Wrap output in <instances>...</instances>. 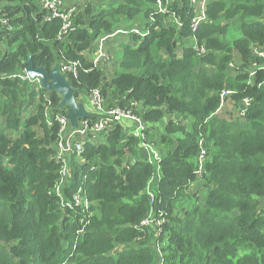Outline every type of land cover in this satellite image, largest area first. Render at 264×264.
Instances as JSON below:
<instances>
[{
	"label": "trees",
	"instance_id": "trees-1",
	"mask_svg": "<svg viewBox=\"0 0 264 264\" xmlns=\"http://www.w3.org/2000/svg\"><path fill=\"white\" fill-rule=\"evenodd\" d=\"M41 2L0 0V264H264V54H254L264 47V0L210 1L195 34L187 0L181 10L173 5L181 29L155 15L158 0H101L106 8H80L62 41L63 20L46 22ZM151 18L148 37L122 44L111 79L84 55L98 39ZM192 38L204 57L187 47ZM237 56L241 72L232 75ZM30 57L48 72L80 62L78 76L68 75L75 89L87 96L100 90L108 108L143 109L133 114L150 127L149 137L163 124L152 135L160 161L142 156V140L117 126L104 143L85 145L87 167L76 160L75 181L63 194L70 201L88 175L92 207L64 213L55 195L62 165L54 118L68 114L58 109V94L22 78ZM253 67L251 78L245 69ZM244 100L250 106L241 117ZM225 101L234 105L231 121L218 113ZM170 114L179 118L166 120ZM204 148L203 200L180 212L184 198H194L186 191ZM155 177L151 204L146 189ZM161 212L167 221L158 237L142 222Z\"/></svg>",
	"mask_w": 264,
	"mask_h": 264
},
{
	"label": "built area",
	"instance_id": "built-area-1",
	"mask_svg": "<svg viewBox=\"0 0 264 264\" xmlns=\"http://www.w3.org/2000/svg\"><path fill=\"white\" fill-rule=\"evenodd\" d=\"M168 1V0H167ZM189 2V5L193 7V17L191 21V29L192 32L195 34L199 27L207 22L208 17L206 14V0H187ZM42 5L44 9L48 11V15L45 17L46 22H51L57 18H60L63 20L64 24L59 32L57 39L59 41L65 40L74 30H75V17L78 16V14L81 11V7H72L70 9H64L61 6V3L59 0H42ZM158 4L160 5V9L158 12H156L155 15L159 14H165V11L162 9V0H158ZM184 6L183 2L180 4V9ZM174 12V11H173ZM175 20V23L179 29L183 28V22L181 17L178 18L175 13L172 14ZM4 23L3 21H1ZM155 23L154 18H151L149 21H147L146 26L141 27L140 25H136V28H133L129 31L130 34L135 35L137 37H140L141 39H144L150 35V30ZM125 35L127 32L118 31L115 33V35ZM129 34V35H130ZM114 35V36H115ZM128 36V35H127ZM108 39V37H105L102 39V41ZM193 49L199 54H205L206 50L203 46H199V43L196 39L192 38ZM103 44L101 43V48L99 49L98 57H96L95 61H99L103 56V50H102ZM263 56V55H260ZM96 62L93 64L94 68H96ZM80 62H64L60 64V71L62 74H65L67 76L71 75L73 77L78 76L79 68H81ZM24 70L23 79H29L28 75ZM227 94H231L230 92H225ZM223 93V94H225ZM92 98L89 96L90 104L93 107L95 118L91 119H85L82 120L79 124L78 129H72L70 126V121L68 116L65 115H59L55 117V121L58 122L60 126V132H59V140L58 144L56 145L55 149L57 151L56 154V160L62 165V168L59 172V178L57 180L56 186H55V195L60 199L62 210L66 212V210H76L77 208H81L82 211L90 210L92 207L90 198H89V192L87 189V182L89 181V176L85 175L83 177V181L81 185H79L76 188V192L72 194V197L70 201L66 202L64 200V192H66L73 182L75 181L76 171H75V164L68 161L67 156L68 155H76V158L79 160H82L79 164L81 167L86 166V161L82 159L84 147L86 144H97L100 142V135L103 136L104 141L106 139L105 135L109 134L112 130H114L117 126H121L123 122H131L133 121L137 126L134 128L135 130L131 132L130 136L136 137L140 140H142V146H144L145 141V132L146 127L145 123L135 116H133L132 112L121 110L120 107H113L108 108V106L105 105V99L101 94L100 90H94L92 93ZM250 106L249 100L243 101V108L240 109L239 115L241 117H244L246 114V111L248 110ZM92 119H96L95 121H91ZM202 145V142L200 143ZM148 154L151 155V153L154 154L153 159H150V161L159 162L160 161V154L158 152L154 153L152 148H148ZM207 153L203 149V151L199 154L198 160H197V167L195 171L196 177H200L202 175V170L205 167V161H206ZM87 167V166H86ZM90 170L96 171L97 166H92ZM147 194L150 196L151 204L154 203L155 200V192L148 191ZM167 221V215L164 212L159 213L158 215H153V213L150 214V216L145 219L142 222V225L144 227H152L155 235L158 237L163 234V227L166 224ZM82 224V222H81ZM89 222L84 223L81 227L82 231L88 226ZM161 254V253H160ZM159 264H163L160 262Z\"/></svg>",
	"mask_w": 264,
	"mask_h": 264
},
{
	"label": "rangeland",
	"instance_id": "rangeland-1",
	"mask_svg": "<svg viewBox=\"0 0 264 264\" xmlns=\"http://www.w3.org/2000/svg\"><path fill=\"white\" fill-rule=\"evenodd\" d=\"M89 1L92 2L95 5L94 8H97V7H104V8H106L107 7V4H104L105 1L104 2H98L99 0H97V1H95V0H89ZM210 1H213V0H206V8H207V5H208V3ZM182 2H183V0H168L166 2L162 1V9L165 11V14L168 16V20H169L168 25L171 24L170 21H172V22L175 23L174 17L172 15L174 13L173 12V5L174 6L175 5H178L179 10H180V4H182ZM88 4H90V3H85V4H82V5H84V7H85ZM110 4L108 6H110ZM82 8H83V6H82ZM155 8H156V12H158V10L160 9V5L158 4V2L156 4ZM206 12H207V9H206ZM140 25H141V27H144L145 22L144 21L140 22ZM136 27L137 26L135 24L133 26V28H136ZM126 30H129V29L126 28ZM126 30L123 29V28L121 29V31L127 32V34H125V35H119V36H116V37H114V35H111V36L108 37V39H106L104 41H102L103 37L100 38V39H98L96 42L93 43L92 48H91V51H88L85 54V56L93 64L96 62V64H97L96 65V68H98V70H101V71L102 70H105L107 72L106 74H107L108 79H111L115 75V73H118L120 71V69H119V59L120 58L118 59L117 54L119 52H121V50H122V44H129V43H131V42L126 43L127 42V38H125V37H127V35L129 36V34H130L129 31H126ZM134 37H136V36H134ZM191 42L192 41L190 40L189 43H188V45H187V47L193 49V46L194 45L191 44ZM101 43L103 44L102 50H103L104 56L99 61H95L96 60V57H98V55H99L98 51L101 48ZM131 45H133V44L131 43ZM0 48L3 50L2 44L0 45ZM256 49L257 48L254 47V54H256ZM205 55H206V53L205 54H201V55L197 54V57H204ZM242 64L243 63H241L240 59L237 56L236 57V60L232 64H230V70L232 72V75H236V74H238V73L241 72V70H239V69L242 67ZM206 67L209 68V69H212L211 66L206 65ZM245 71H247L250 74L251 78H252L253 75H254L255 68L254 67H253V69H248L247 68V69H245ZM88 95L90 96L92 94H88ZM223 96L227 98L230 95L227 94V93H225V94H223ZM90 97L92 98V96H90ZM79 99L80 100L82 99V102L85 105L87 111L89 113H93L94 110L92 109L93 107L90 104V101L88 100V96L85 95V94H83L81 97H79ZM227 103L228 102L226 101L225 105L222 106L221 110H219L218 113L219 114L225 113V114H229L232 117H234V114H233V112H234V105L232 104L230 106V101H229L228 104ZM229 106H230V108H228ZM121 110H123V109H121ZM136 110L143 111V109L142 110H140V109H131L130 111L133 114V112H135ZM133 116H135V115L133 114ZM178 118L179 117H177V115H175V114H170V115H167L166 116V120L178 119ZM227 120L228 121H231L230 118H227ZM131 122H133V121H131ZM125 123L126 124H129V125H132V123L123 122L122 126H125ZM157 127H159V128H157ZM162 127H163V124H160V125L156 126V130L154 131V133L150 134V137H149V134H147V129H149L150 127H147L146 128V132H145L144 135H145V138H146L147 143H149V144H145L144 143L145 144L144 146H140L139 147V148H142L141 149V155L142 156L143 155H146L147 158L153 159L154 154L151 153V155H149L147 150H148L149 147H151L154 153L157 152L158 148L155 146V143H153V141H152V138H153L152 135L154 134L155 137H158V134L161 131V128ZM134 128H135L134 126L133 127L130 126V127H127V130H129V132H133L135 130ZM99 137H100V142L99 143H102L104 141V138L101 135ZM150 142H152L154 145L150 144ZM204 150L207 152L206 148H204ZM207 161H208V158L206 159L205 162L207 163ZM71 163H72V161H71ZM204 172H205V168L202 170V175L200 177H196V179L194 180V182L188 187V190L186 192L191 193L194 196V198L192 199V202L191 203H188L187 202V197H185L184 198L185 203L178 209L180 212H182L184 210V208L188 210L193 203H195V202L196 203H200L203 200L204 195H202V193H200V191H201V187H202V182L204 181V179H203ZM157 184H158V179H157V177H155L151 181V183L148 185L146 191H152L153 192L154 191L153 188ZM191 194H189V195L192 196ZM93 213H96V211L93 210ZM166 242H167V239L163 243V246H160V244H159L160 251H161V248L166 245ZM118 250L119 249H116L113 252V255H115V253H117ZM70 259H71V257H68L67 260H70ZM156 264H159V263H156Z\"/></svg>",
	"mask_w": 264,
	"mask_h": 264
},
{
	"label": "water",
	"instance_id": "water-1",
	"mask_svg": "<svg viewBox=\"0 0 264 264\" xmlns=\"http://www.w3.org/2000/svg\"><path fill=\"white\" fill-rule=\"evenodd\" d=\"M25 70L30 81L39 82L43 89L55 92L61 97L58 109L66 110L72 129H78L82 120L94 117V114L89 113L85 105L76 98L78 94L83 95V91L72 86L67 76L61 73L59 64L48 72L44 68H36L30 57Z\"/></svg>",
	"mask_w": 264,
	"mask_h": 264
},
{
	"label": "crops",
	"instance_id": "crops-1",
	"mask_svg": "<svg viewBox=\"0 0 264 264\" xmlns=\"http://www.w3.org/2000/svg\"><path fill=\"white\" fill-rule=\"evenodd\" d=\"M60 1V3H61V6L64 8V9H70V8H72V7H78V8H82V6L84 7V5H82V4H85V3H90V4H93L92 2H90L89 0H59ZM95 1H97V0H95ZM98 2H101V0H99ZM138 24L140 25V22H138ZM116 37V36H115ZM132 35L131 36H127V37H125V38H127V42L126 43H129V42H132L133 41V39H132ZM124 41V40H123ZM126 41V40H125ZM99 45V44H98ZM86 53H84V55H85ZM256 54L257 55H263L264 54V47H260V46H257V49H256ZM88 100H89V96H88ZM79 101L80 102H82V99L80 100L79 99ZM83 103V102H82ZM225 103H226V101L223 103V105H225ZM229 103V102H228ZM227 103V104H228ZM222 105V106H223ZM232 104H230V106H231ZM230 106L228 107V108H230ZM93 109V108H92ZM94 112V111H93ZM233 114H236V112H235V110H234V112H233ZM226 119L227 118H230V119H232L233 117L231 116V115H229V114H227L226 116ZM129 123H132V125H129V124H126L125 123V127H130V126H134V127H136L137 125L134 123V122H129ZM125 129V128H124ZM126 131V130H125ZM129 133H131V132H129V130L128 131H126V134H129ZM74 155H68L67 156V159H68V161H72V163H73V165L76 163V160H77V162H78V164H80L81 163V161L82 160H79V159H75V161H74ZM262 207H263V209H264V201L262 202Z\"/></svg>",
	"mask_w": 264,
	"mask_h": 264
},
{
	"label": "clouds",
	"instance_id": "clouds-1",
	"mask_svg": "<svg viewBox=\"0 0 264 264\" xmlns=\"http://www.w3.org/2000/svg\"><path fill=\"white\" fill-rule=\"evenodd\" d=\"M181 9H182V8H181ZM181 9H180V10H181ZM192 10H193V9H192ZM132 29H133V28H132ZM192 33H193V32H192ZM130 35H132V34H130ZM130 35H129V36H130ZM134 36H135V35H134ZM136 37H137V36H136ZM138 38H140V37H138ZM140 39H141V38H140ZM28 80H29V79H28ZM55 117H56V116H55ZM93 118H94V117H93ZM54 120H55V118H54ZM121 126H122V125H121ZM122 127L125 128L126 131H128V130H127V127H125V126H122ZM130 134H131V133H129V134H127V135H128L129 137H132V136H130ZM104 142H105V141H103L102 143H104ZM88 144H90V143H88ZM98 144H101V143L98 142ZM86 145H87V144H86ZM94 145H96V144H94ZM206 158H207V156H206ZM74 159H77V158H76V155H75V158H74ZM82 159H84V158L82 157ZM197 160H198V159H197ZM80 167H81V166H80ZM196 167H197V162H196ZM204 168H205V172H206V162H205V167H204ZM75 171H76V170H75ZM205 172H204V174H203V177H204V175H205ZM75 177H76V176H75ZM202 184H203V182H202ZM147 192H148V191H147ZM154 192H155V191H154ZM155 194H156V193H155ZM149 197H150V196H149ZM155 197H156V195H155ZM64 213H65V212H64ZM164 213H165V212H164Z\"/></svg>",
	"mask_w": 264,
	"mask_h": 264
}]
</instances>
